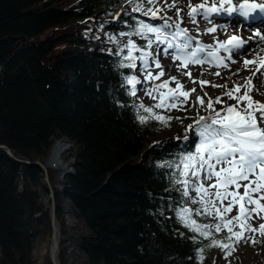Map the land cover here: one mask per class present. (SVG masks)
<instances>
[{
    "label": "trees",
    "instance_id": "1",
    "mask_svg": "<svg viewBox=\"0 0 264 264\" xmlns=\"http://www.w3.org/2000/svg\"><path fill=\"white\" fill-rule=\"evenodd\" d=\"M141 20L156 25L127 0H0V264L38 262L36 239L52 231V218L38 187L45 170L26 160L44 161L62 137L76 145L65 179L76 222H67L57 201L61 264H69L67 236L88 264H201L209 241L188 238L195 233L169 209V196L179 193L165 191L173 171L166 162L193 144L172 136L149 144V134L179 120L141 124L134 105L157 101L130 95L124 79L140 74L142 63L122 67L129 61L120 49L129 39L138 47L146 41L121 33L134 32ZM49 181L57 198L56 179ZM237 213L238 206L228 216ZM214 249L224 254L205 249L203 264H213ZM46 264L54 263L49 257Z\"/></svg>",
    "mask_w": 264,
    "mask_h": 264
},
{
    "label": "snow or ice",
    "instance_id": "2",
    "mask_svg": "<svg viewBox=\"0 0 264 264\" xmlns=\"http://www.w3.org/2000/svg\"><path fill=\"white\" fill-rule=\"evenodd\" d=\"M178 2L179 0H172L168 3V0H164L161 5L159 0H127V3L132 5V12H138L142 16L162 23L153 25L141 20L138 21V27L134 32L121 33L127 36L136 35L146 41L143 47H138L130 39L125 43L120 51L127 49L124 59L129 63L121 65L122 67L136 69V61L139 59L145 81H159L164 76L159 60L161 54L171 56L173 61H180L177 65L178 69L205 63L227 68L229 65L225 61L235 63L236 61L232 59L233 55L237 57L247 55L254 47L253 41L256 45L264 44V34L260 31H255L254 35L247 39L231 34L227 40L221 41L214 37V44H204L191 35L187 28L180 26L184 22V17L180 16L183 10L177 6ZM173 8L176 9V20L166 15V10ZM162 12L165 15H160ZM125 15L130 14L125 13ZM185 16L193 24L198 25V18L211 24V27L204 30V34L216 33L217 25L225 34H227V26L243 27L251 31L258 26L257 22L259 26H264V0H202L196 5L191 4L189 0ZM133 19L137 18L133 17ZM220 21L225 23H219ZM161 45H164L162 49ZM154 46L159 49L155 54L150 51ZM133 52H140L141 55L137 57ZM221 52L227 55L221 56ZM261 53H264V47L260 48L252 60H244L243 67L247 69L252 64L261 65V61L264 60ZM150 60L155 68L161 69L156 75L150 70ZM256 73L264 75L261 67L257 66L253 76L245 78L243 83L233 82L232 88L227 84H211L212 87L223 88L225 91L215 98L204 92V97H208L207 102L200 95L192 96L196 92L195 88L184 90V84L176 76H171L160 83H153L151 88L146 89L135 74L121 73L126 83L131 85L130 95L136 96V85L141 84L140 91L157 101L151 106H146L142 102L134 105L141 124L156 120L161 126L169 127L173 119L181 123L183 120L167 113L174 109L186 111L188 107L197 109L192 123L184 129L185 135L177 137L192 143L194 150L190 149L179 154L172 161L166 162L167 168L173 171L166 174L172 187L166 188L165 191L179 193L178 198L169 196V209L179 217L183 227L195 233L188 238L194 242L199 241L200 238L209 241L200 249L201 264L205 249L220 248L224 258H227L241 242L246 243L251 240L253 244L257 243L254 234L259 233L264 236V223H260L258 227H253L251 223L254 219L264 220V203H262L264 202V103L251 97L253 91L251 81ZM238 74L239 69L233 73V75ZM181 75L187 76L193 84L200 83L201 90L204 85L210 84L209 81L193 79L191 72H181ZM214 75L219 76L220 73L216 72ZM170 83H175V87H170ZM241 89L244 91L239 94ZM223 97L235 100L236 103L228 104ZM218 104L222 105L219 109L216 107ZM156 109L162 111L157 112ZM200 109H203L207 115H200ZM189 132L192 133L191 141L187 135ZM241 188L243 193L239 191ZM225 201L227 204L224 203ZM191 205H199V207L193 208ZM237 205V215L229 217L228 214ZM200 217H211L214 222L204 223L197 219ZM224 230H227L228 235L219 237L218 234Z\"/></svg>",
    "mask_w": 264,
    "mask_h": 264
},
{
    "label": "rangeland",
    "instance_id": "3",
    "mask_svg": "<svg viewBox=\"0 0 264 264\" xmlns=\"http://www.w3.org/2000/svg\"><path fill=\"white\" fill-rule=\"evenodd\" d=\"M160 4L163 5L164 0H159ZM172 0H168V3H171ZM202 0H191V4L196 5L201 3ZM189 4V0H179L178 2V7L181 8L183 11L180 13L181 17H184V22L181 23V27L187 28L190 32L191 35L195 36L198 41H201L204 44H214V37L218 38L221 41H224L231 33L232 31L229 30V27L227 26V34L222 32L219 29V26H217V32L212 33V34H204V30L208 27H211L212 25L209 24L207 21L198 18V25L193 24L190 19H188L185 16V12L187 11V6ZM160 15H165L164 12L160 13ZM166 15L169 17H172L173 20L177 19L176 15V9L173 8L171 10H166ZM150 19L149 17H146ZM221 22V21H220ZM154 24H159L162 23V21H156L153 20ZM171 23V21H170ZM225 23V22H222ZM239 27H236L238 29ZM260 28V27H259ZM198 29V30H197ZM258 30H264V29H257ZM256 31V29H255ZM248 37H252V35H249ZM254 44V47L249 51L247 55L240 56V57H235L236 59H243L247 58V60H252L253 57L255 56L253 49H256L258 45L255 44V41L252 42ZM164 45H161L160 48L162 49ZM159 49L156 51L158 52ZM154 52V54L156 53ZM224 54V53H223ZM224 55H227L226 53ZM235 56V55H234ZM262 57H264V53L261 54ZM233 58V57H232ZM160 64L161 67L164 71V76L160 78L159 81H145L144 79V73L143 71L140 74H137V79L141 80L143 86L147 88H151L153 83H160L161 81L168 80L169 77L171 76H176L182 84H184L185 89L184 90H189L192 88L196 89V92L192 94V96L200 95L204 97V92L208 93V96L215 98L216 96H220L225 89L223 88H214L211 86V84H217V85H223L227 84L229 88L233 87V82H239L243 83L245 79L237 78L238 76L233 75V73L237 72L239 69V73H242L244 70H249V74L246 76L250 77L253 76V72L255 71V68L258 66L257 64H252L249 65L247 69L243 67V64H241L239 67L237 66L235 69H232L231 71L227 72L222 71L221 69L224 67H216L212 64L205 63L203 65H189L188 68H177V65L180 64V61H173L171 56H165L161 54L159 56ZM229 62V61H225ZM150 63V70L153 72V75H156L160 72L161 69L155 68L154 64H152L151 61ZM181 72H191L193 79H196L197 81L204 80V81H209L210 84L204 85L203 90H201V85L200 83L193 84L187 76L181 75ZM219 72L220 75H214V73ZM252 72V73H251ZM261 72H264V66L261 67ZM224 74V75H223ZM257 80L253 77L251 83L253 86V91L251 92V97L253 100L260 101L264 103V75H261L260 73H257ZM230 78V79H229ZM257 85H256V83ZM260 82V83H259ZM259 84V85H258ZM256 85V86H255ZM141 84H137V96L140 97L141 101L145 102H150L153 101V99L147 95H145L144 92L140 91L141 89ZM170 87H175V83H170ZM262 87V88H261ZM259 89V90H258ZM262 90V91H261ZM166 91V89L164 90ZM244 89H241V92L239 94H242ZM192 97H190L191 100ZM262 98V99H261ZM183 99V97H181ZM205 102H207L208 97H204ZM223 99L226 101L228 104H235V100H228L227 97H223ZM246 103V102H245ZM188 107V106H186ZM216 107L219 109L222 107V105H216ZM196 111L197 109H193L188 107V110L186 111H177V110H172L171 112L175 113L179 118L183 120V123L179 121L178 125L170 130H165V131H159L156 133H151L148 135V142L149 144L151 143H164V141H167L172 137L174 139H177V137H183L185 135L184 129L187 125L192 123V118L196 116ZM200 115H207L206 112L203 111V109H200ZM187 135L192 138V133L189 132ZM64 140L67 137H62ZM60 140V139H59ZM56 142V140H55ZM54 142V144H55ZM72 142V141H71ZM53 144V145H54ZM53 145L50 147L48 151V155L45 160L47 165H48V160L51 156V148ZM75 148L76 145L74 142L71 143V147L63 151L62 153V158L63 160L68 164V168H74V161H75ZM44 160V161H45ZM48 171L42 175V182L39 184V190L41 192L42 198L45 201L46 205L49 207L52 199V194L48 189V186H51L53 192V186L54 184L50 183V176H53L56 181L55 185L58 186V196L57 198H54L55 201L60 202L64 207H65V215H66V220L69 222V224H73V222H76V218L74 217L71 209V204L69 201V197L67 196L66 190H65V179L66 176L61 177L59 174V169L57 166L49 165L48 166ZM48 181L50 185L47 187L44 185V183ZM21 183V179H20ZM241 193H243V188L239 190ZM264 203V202H262ZM238 206V205H237ZM237 206L233 207V212H236ZM253 227H258L260 223H264V220L260 219H254L252 222ZM70 235V234H69ZM256 240L258 241L257 243L253 244L251 240L248 242H241L240 244L235 246V250L232 251L231 255H228L227 258H224V254L220 253L217 249L213 250V257H214V262L213 264H264V236H261L259 233L254 234ZM66 244H68V262L69 264H88L86 261L85 253L83 252L82 248L79 246H75L72 242L71 236H67L66 239ZM36 249L35 253L38 258L37 264L40 263L42 259V252L44 250V247H47L50 249L51 246V235L47 233L44 237H39L36 239ZM60 251V250H59ZM45 255L47 257L46 262L47 263L48 258L50 256V251L45 252Z\"/></svg>",
    "mask_w": 264,
    "mask_h": 264
},
{
    "label": "bare ground",
    "instance_id": "4",
    "mask_svg": "<svg viewBox=\"0 0 264 264\" xmlns=\"http://www.w3.org/2000/svg\"><path fill=\"white\" fill-rule=\"evenodd\" d=\"M241 30H242V32L246 33L247 35H252V36L254 35V32H255V29L249 31V30H245L243 27L241 28ZM262 34H264V32H262ZM262 47H264V44H260V45L257 46L256 49H253L254 54L256 55V53L259 52L260 51V48H262ZM246 59L245 58H243V59L242 58L241 59L234 58L233 60L236 61L235 63H232L231 61H229V62H227L228 65H229V67L222 68L221 70L222 71H226V73H227V72L231 71L232 69H235L237 66L239 67L241 64H243V61L246 60ZM248 74H249V70L248 71L247 70H244L242 73H239L236 76H238L237 78H240L239 80H241V79H245ZM256 75H257V73H256ZM256 75H255L254 78L257 80V76ZM256 85H257V83H256ZM71 143L72 142L70 140L66 139V138H65V140L64 139H60V140L59 139H56L55 144L51 148V156H50V158L48 160V165L46 163V168H48L49 165L57 166V168L59 169V174H60L61 177L64 176L65 170L68 168V164L62 158V153H63V151H65L66 149H68L69 147H71ZM59 225L60 224L57 225V228H58ZM57 228H56V231H55V238L59 234V236H58V240H59L58 241V244H60L61 243V232L58 233V229ZM59 229L61 231V225L59 226ZM59 250H60V246L57 249H56V247L53 248V251L55 252L57 259H59ZM47 251H50L51 252V246H50V249L47 248V247H44V250L42 252L43 253L42 254V259H41V261H40L39 264H44L45 259H46L45 252H47Z\"/></svg>",
    "mask_w": 264,
    "mask_h": 264
},
{
    "label": "water",
    "instance_id": "5",
    "mask_svg": "<svg viewBox=\"0 0 264 264\" xmlns=\"http://www.w3.org/2000/svg\"><path fill=\"white\" fill-rule=\"evenodd\" d=\"M66 139H68V140H70L68 137L66 138ZM71 141V140H70ZM7 149L8 150H10V148L9 147H7ZM26 161H28V162H31V163H37L38 165H40L42 168H44V170L47 172L48 171V169L46 168V161L47 160H45V161H41V160H39V159H36V160H34V161H30V160H26ZM45 163V164H44ZM74 171V168H67L66 170H65V173H64V176H66V174L67 173H69V172H73ZM65 190H67L68 189V184L66 183L65 184ZM48 189H49V191L51 192V194H52V196H54V192H53V190H52V188H51V186H48ZM49 210H50V215H51V218H52V231L49 233L50 235H51V252H50V258H51V260L53 261V263L54 264H61V260H60V257H59V259H57L56 258V254H55V252L53 251V248L54 247H56V249L57 248H59V246H60V244H58V236H59V234H58V236L55 238V231H56V228H57V225L58 224H60V222H59V220H58V217H57V215H56V201H55V198L54 197H52V199H51V203H50V206H49ZM60 226V225H59ZM59 226H58V233H60L61 231H60V229H59ZM47 257H48V255L46 256V259H47ZM46 259H45V262H46ZM44 262V263H45Z\"/></svg>",
    "mask_w": 264,
    "mask_h": 264
}]
</instances>
